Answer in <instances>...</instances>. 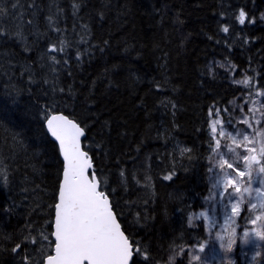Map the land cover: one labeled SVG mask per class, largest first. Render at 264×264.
I'll list each match as a JSON object with an SVG mask.
<instances>
[{"label":"snow or ice","instance_id":"obj_1","mask_svg":"<svg viewBox=\"0 0 264 264\" xmlns=\"http://www.w3.org/2000/svg\"><path fill=\"white\" fill-rule=\"evenodd\" d=\"M218 6L219 11L213 13L214 30L211 33L205 31V25L200 31L208 41H214L221 48L223 60L213 58L202 67L197 65L196 71L200 88L205 91L208 83L206 78L210 77L215 81L221 75L216 70H223L222 78L229 82V86L243 85L239 102L242 114L234 119L233 105L236 101L228 100L226 105L230 107L221 106L223 97L217 99L214 96L213 103L206 108L205 123L210 127V132L203 141L206 145L205 155L199 158L206 161L208 194L203 197L205 207L202 211H189L187 214V225L202 226L205 235L202 238L195 237V242L190 245L176 244L175 241L169 245L170 250L178 253L181 264L185 261L190 264L193 257L207 264V248L210 244L219 242L223 249L225 245L220 233L229 229L232 238L228 244L235 250L238 243L242 244L241 232L238 230L243 229V237L246 238L264 216V213L251 214L247 207L241 208L237 198L241 185L251 182L253 166H258L259 171L264 173V153H256L251 139L256 129L264 127V119L245 115L254 112L253 105L257 100L264 104V64H255L252 57H248L247 65L241 66L231 58L234 55L233 49L248 51L257 42L261 45L256 49L257 53L264 54V34L257 35L255 32L258 23L264 25V10H260L264 8V0H250V4L235 5L218 0ZM130 11L127 0L122 4L114 0H68L67 8L61 6L59 0H49L47 7L37 0H0V43L15 41L22 57L15 64L8 52L0 57V69H4V58H7V69L2 74L8 78L5 87L10 91L5 94L11 97L13 105H19L24 95L30 98L20 116L11 109L0 108V117L9 120L15 117L21 127L27 126L31 136L40 145L34 155L39 157L43 153L49 161L53 181L50 187L45 183L43 189H40L39 184L35 185L33 191L40 189L42 195L38 203L25 205L29 211L19 230L15 234L0 235V264H160L161 261L151 251L150 241L136 238L138 228H144L156 219L158 194L154 189L153 177L149 174L152 165L147 164L143 183L137 178L136 165H133L131 180L139 190L136 197L139 204L133 209L129 207L130 201L118 190L121 185L124 193L129 190L125 183L126 171L121 164L124 153H113L110 145L114 130L121 138L127 133L114 129L111 117L103 119V113L92 99L93 89L100 77L91 81L86 94L76 86L77 70L84 71L83 65L86 62L96 59L97 53L106 55L113 47L115 37L112 32L97 37L93 25L99 26L102 31L110 14H114L115 19L121 22L118 30L123 31ZM156 11L161 13L156 26L164 28V35L167 36V12L161 9ZM69 13L70 27L67 23ZM171 24L177 32L180 31L184 24L180 11L172 16ZM261 31L264 33V28ZM191 35V32L183 35L179 45L181 49ZM121 42L125 58L140 60L148 52L160 51L161 54L155 55L154 59L163 79L151 77L148 92H179V85L169 82V53L160 49L159 43L153 40L149 49L146 43H131L126 36L121 37ZM161 60L164 62L161 63ZM121 67L120 63L105 67L102 75L108 79L109 85L113 83L112 74ZM124 79L128 87L135 91L136 84L142 77L129 72ZM17 80L21 83L17 84ZM79 83L82 87L85 80L81 79ZM81 96L83 99H80ZM139 101V110L148 117L146 98L141 96ZM158 103L166 110H171L173 123L172 129L162 128L153 139H164L167 142L177 127L174 119L177 104L167 96ZM21 116L27 117V122ZM237 125L247 133L244 136L246 146L241 151L245 163L242 165L225 158L223 165L230 175L221 181L211 163L212 157L218 151H229L225 138L239 143L234 135ZM148 127L151 128V125ZM22 135V132H17L13 138ZM20 144L23 146V140ZM144 144L142 137L135 146L137 155ZM177 148L181 157L187 154L188 161L197 158L193 148L180 147L177 142L176 148L168 153L172 157V163L170 167L163 168L162 181H172L176 174L174 152ZM150 156L151 153L149 159ZM110 165L115 166L121 185L114 186L109 182L113 171ZM5 167L8 165L5 164ZM32 168L37 173L45 171L35 164ZM187 170L184 167V171ZM25 181L27 177L22 183ZM257 185L255 191L264 195V179H260ZM4 188L12 192L11 179L7 175L4 177ZM28 191V187L21 188V193ZM172 193L171 190L167 193L169 199ZM24 199L27 200V197ZM229 204L230 214L227 212ZM216 205L225 207L222 224L216 219ZM18 207L20 205L13 199L12 204L3 211L15 213ZM178 211H183V208ZM34 213L38 219L31 218ZM162 215L164 221L169 219L166 205ZM194 220L202 221V225L194 224ZM180 235L182 237L183 232ZM257 258H261L259 264H264V253L259 245L252 255L253 261Z\"/></svg>","mask_w":264,"mask_h":264},{"label":"trees","instance_id":"obj_2","mask_svg":"<svg viewBox=\"0 0 264 264\" xmlns=\"http://www.w3.org/2000/svg\"><path fill=\"white\" fill-rule=\"evenodd\" d=\"M23 2V0H22ZM47 7L49 0H37ZM61 6L67 8L68 0H59ZM118 4L125 3V0H114ZM226 3L233 5L240 3H249L250 0H225ZM131 11L127 16V22L124 24L123 31H119V24L114 14H110V19L103 25V30L99 26L93 25L97 33V37L101 34H107L111 31L115 39L113 47L107 51L106 55L97 53V58L83 65L84 71L77 70L76 86L81 88V92L87 93V88L93 79H97L95 88L93 89L92 99L96 101L98 107L103 113L102 118L111 117L113 128L118 129L127 134L121 138L116 135L114 130L111 135L110 145L113 147V153L123 152L121 164L126 171L125 183L129 186L127 193L123 192L120 178L114 165L109 176V182L115 185H121L119 191L124 195L125 199L130 201L129 207L135 208L139 201L136 199L138 189L131 180V171L133 165H136L137 178L142 183L147 164L152 165L149 174L153 177L154 189L158 194L156 203V219L150 221L144 228H138L136 238L142 241H150L151 251L161 262L164 261L170 251L169 245L174 241L176 244L186 243L188 245L195 242V237H203L205 235L203 227H189L187 225V214L189 211L196 213L202 211L205 207L203 197L208 194L209 185L205 180V164L206 161L199 158L204 153L206 145L203 143L207 139L210 127L205 123L207 116L206 108L213 103V97L221 99V106L226 105L228 100H235L239 105L243 85H231L222 78L223 70L220 76L213 81L210 77L208 80L207 91L200 88V79L196 66H203L209 60H223L221 48L215 45L214 41H208L207 37L201 33V28L205 27V31L211 33L214 30V11H219L218 0H127ZM156 9L166 10L165 27L168 29V35H164V28L157 27L156 21L160 19V12ZM262 10V8H261ZM180 11L181 19L184 24L179 32L171 24L172 16ZM11 23V21H9ZM69 27L71 26V17L69 13ZM264 25L259 23L255 26L257 35L264 34L261 29ZM191 32L183 45V49L179 47L183 35ZM126 36L131 43H146L149 49L153 40L160 45V49L169 53V77L170 84L179 85V92L171 91L157 93L148 92L149 80L155 76L162 80L160 70L157 67L155 55H160V51L148 54L140 60L125 58L121 49L123 44L121 37ZM261 45H257L248 51L233 49L234 55L231 57L234 63L241 66L247 65V58L252 57L255 64H264V54H258L256 49ZM40 47H43L41 42ZM71 51V50H70ZM8 52L15 64L16 60L22 59L19 55L20 49L15 41L9 40L0 43V57ZM134 55V54H133ZM4 69H7V58H4ZM161 63L164 61L161 60ZM113 63H120L121 69L114 72L111 76L113 83L109 85L108 79L102 74L106 66ZM18 67V65H17ZM4 69H0V108L11 109L17 116L21 115V110L25 108L29 101V97L24 95L20 99L19 105L11 103V97L5 93L10 91L5 85L8 83L7 76L3 75ZM134 72L136 76L142 77L137 82L135 91L128 87L124 77ZM18 75V73H17ZM239 78V77H238ZM85 80V85L80 86V80ZM20 84V81H15ZM146 98L149 116L145 117L144 112L139 110V97ZM167 96L177 104L175 124L176 129L173 131L172 138L167 142L164 139H153L156 132L167 127L172 129L173 117L171 110H166L158 101ZM83 99V96L80 97ZM27 122V117L21 116ZM125 121L127 122L125 124ZM151 125V128L148 126ZM123 126V127H122ZM199 129V131H197ZM22 132L23 135L16 137L14 134ZM144 138L145 144L141 148L139 155L135 152V146L141 138ZM23 140V146L20 141ZM179 142L180 147L193 148L196 159L188 161L185 157H181L179 149L174 152L176 163V174L172 181H162V170L170 167L172 157L168 155L170 151L176 148ZM40 147L38 142L31 136L27 126L21 127L19 121L13 117L11 120L0 117V235L13 233L15 234L23 225L29 208L25 205H34L38 203L39 197L42 195L40 189H43L45 183L52 184V173L49 171L50 163L43 153L36 157L35 150ZM199 151H196V149ZM149 153H151L149 159ZM159 156V159L157 158ZM135 157V159H131ZM161 161H164L162 164ZM5 164L8 167H5ZM43 168V173L33 172L32 165ZM184 167L188 170L184 171ZM9 176L12 183V192L5 190L4 177ZM27 177V181L24 178ZM39 184L40 189H36L35 185ZM22 187H28L29 191L21 193ZM173 191L171 198L167 193ZM11 197V198H10ZM27 197V200L24 199ZM13 199L20 205L15 213H5L4 208L9 207ZM167 207L169 219L163 220L164 206ZM190 205L191 207H186ZM183 208V211H178ZM32 219H38L34 213ZM194 224H201L195 222ZM181 232L183 236L181 237ZM160 245L158 248L157 245ZM241 255H237L236 264H245L240 259ZM176 264H181L178 258ZM186 264V261L184 262Z\"/></svg>","mask_w":264,"mask_h":264},{"label":"rangeland","instance_id":"obj_3","mask_svg":"<svg viewBox=\"0 0 264 264\" xmlns=\"http://www.w3.org/2000/svg\"><path fill=\"white\" fill-rule=\"evenodd\" d=\"M261 10V9H260ZM264 10V8H262ZM258 14V13H257ZM254 112L246 113L249 118H251L253 115L257 119H264V104H261L259 100H257L256 104L253 105ZM234 119H238L239 116L242 114L240 112L239 105L234 106ZM236 135V141H239V143L234 142L231 139L225 138V142L228 145L229 151L225 153L217 152L213 154L211 163L213 164L214 168L216 169V176H218L221 181H223L226 177L230 175L229 170L223 165V160L225 158L232 160V161H238L242 165L245 163L241 156L242 148L245 145L244 143V136L247 135V133L241 128L239 125H237V131L234 133ZM253 146L256 150V153H264V127H260L255 130V135L251 137ZM251 177L252 180L250 183H244L241 185L239 193L237 194V198L239 200L240 205H242V208H249L251 214L255 213H264V195L258 194L256 191H250L245 192L244 189L247 188L249 185H251L252 189L255 190V187L258 186V182L260 179H264V173H261L259 171L258 166H253L251 170ZM222 187V185H221ZM215 191V189L213 190ZM254 205V207H252ZM227 212L230 214L231 212V206L230 204L227 206ZM211 214V212H210ZM225 214V207L222 205H216V219L218 223H223V218ZM264 217V216H262ZM195 222H199V220H194ZM202 223V221H200ZM233 227H236L233 225ZM231 229L221 232L220 236L223 239L224 245L228 243V241L232 238L229 233ZM240 233V237L242 239V244L238 243L234 252L232 253V257L234 258L235 262L237 260V255L240 254L242 259L246 264H259V261L261 258H257L256 261L252 260V255L255 254L257 250V242L253 239L250 240L249 243L245 244L244 240L245 237H243V229L238 230ZM262 233L264 234V219L261 218V220L256 224L255 230L250 232L252 234L255 233ZM249 236V235H248ZM247 236V237H248ZM246 237V238H247ZM262 251L264 253V244L259 245ZM207 253H209V256L206 258L207 264H224V256H223V249L220 248L219 242L212 245L210 244L207 248ZM181 259V258H180ZM204 264V262H202Z\"/></svg>","mask_w":264,"mask_h":264},{"label":"clouds","instance_id":"obj_4","mask_svg":"<svg viewBox=\"0 0 264 264\" xmlns=\"http://www.w3.org/2000/svg\"><path fill=\"white\" fill-rule=\"evenodd\" d=\"M245 192L255 191L252 189L251 185L244 189ZM242 208V205H240ZM264 219V217H262ZM258 233V234H257ZM255 234L250 233L247 238H245L244 243H249L250 240H255L258 245L264 244V234L257 232ZM230 235V233H229ZM262 249V248H261ZM234 252V247L229 246L227 243L223 248V256H224V264H234L235 260L232 257V253ZM178 259V253L175 250H170L166 259L160 264H176ZM190 264H202V261L197 260L195 257L190 261Z\"/></svg>","mask_w":264,"mask_h":264}]
</instances>
